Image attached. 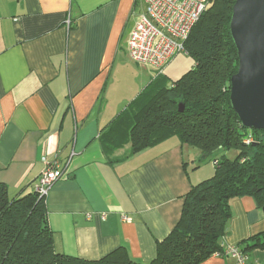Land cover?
Segmentation results:
<instances>
[{"label":"crops","instance_id":"0c3cea01","mask_svg":"<svg viewBox=\"0 0 264 264\" xmlns=\"http://www.w3.org/2000/svg\"><path fill=\"white\" fill-rule=\"evenodd\" d=\"M144 9V0H0V183L11 197L32 192L46 163L59 161L69 177L46 205L55 250L70 257L96 261L124 248L151 262L185 196L215 173L177 137L129 156L127 134L115 129L157 77L127 50ZM194 66L181 53L163 75L174 82ZM231 212L223 244L242 250L264 233V214L251 197L233 199ZM246 255L264 264V248Z\"/></svg>","mask_w":264,"mask_h":264},{"label":"trees","instance_id":"16d2710c","mask_svg":"<svg viewBox=\"0 0 264 264\" xmlns=\"http://www.w3.org/2000/svg\"><path fill=\"white\" fill-rule=\"evenodd\" d=\"M236 1L212 0L185 42V54L195 66L174 82L157 74L114 122L115 129L127 134L129 156L177 137L215 169L212 178L185 196L180 221L157 244L156 258L136 263L124 248L96 261L58 253L47 196L35 185L32 192L11 197L0 183V264H203L224 253L233 199L251 197L264 214V130L245 129L230 105L231 79L239 69L230 34ZM248 140L252 142L246 144ZM230 150L239 152L235 160L226 158ZM245 244V255L264 248V233Z\"/></svg>","mask_w":264,"mask_h":264},{"label":"built area","instance_id":"2783aa9c","mask_svg":"<svg viewBox=\"0 0 264 264\" xmlns=\"http://www.w3.org/2000/svg\"><path fill=\"white\" fill-rule=\"evenodd\" d=\"M211 1L144 0V12L136 18L127 40L130 58L138 65L154 69L157 74L163 73L176 55L185 53V42ZM251 142L252 140H248L246 144ZM68 177L58 160L46 163L36 191L47 196L57 182ZM215 256H231L235 259V264H248L247 255L235 246H224V253Z\"/></svg>","mask_w":264,"mask_h":264},{"label":"water","instance_id":"95a60500","mask_svg":"<svg viewBox=\"0 0 264 264\" xmlns=\"http://www.w3.org/2000/svg\"><path fill=\"white\" fill-rule=\"evenodd\" d=\"M230 34L239 69L231 79L230 105L247 130H264V0H237ZM184 112V105H179Z\"/></svg>","mask_w":264,"mask_h":264},{"label":"rangeland","instance_id":"374dc122","mask_svg":"<svg viewBox=\"0 0 264 264\" xmlns=\"http://www.w3.org/2000/svg\"><path fill=\"white\" fill-rule=\"evenodd\" d=\"M239 155V152L237 150H230L229 152L226 153V158L230 160H235Z\"/></svg>","mask_w":264,"mask_h":264}]
</instances>
